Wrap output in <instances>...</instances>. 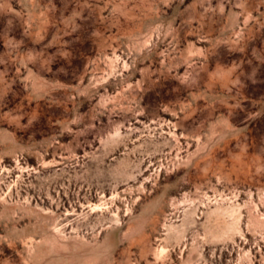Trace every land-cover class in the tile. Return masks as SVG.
Listing matches in <instances>:
<instances>
[{"label":"rangeland","instance_id":"1","mask_svg":"<svg viewBox=\"0 0 264 264\" xmlns=\"http://www.w3.org/2000/svg\"><path fill=\"white\" fill-rule=\"evenodd\" d=\"M0 264H264V0H0Z\"/></svg>","mask_w":264,"mask_h":264}]
</instances>
